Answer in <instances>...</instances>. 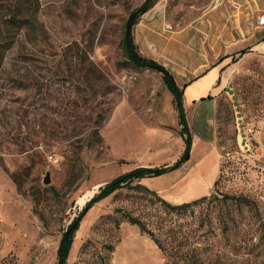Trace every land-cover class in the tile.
I'll return each instance as SVG.
<instances>
[{
	"label": "rangeland",
	"instance_id": "1",
	"mask_svg": "<svg viewBox=\"0 0 264 264\" xmlns=\"http://www.w3.org/2000/svg\"><path fill=\"white\" fill-rule=\"evenodd\" d=\"M143 2L35 0L34 24L10 30L15 42L0 63V264H58L64 231L101 186L183 155L188 132L165 75L135 67L124 50L127 22ZM237 7L154 0L131 28L139 53L176 84L234 56L217 106L219 169L214 151H198L150 180L170 203L207 199L177 213L135 179L86 213L65 264H118L120 242L149 236L127 214L158 235L171 226L189 232L228 263L264 264V54L243 48L252 25L237 23Z\"/></svg>",
	"mask_w": 264,
	"mask_h": 264
},
{
	"label": "trees",
	"instance_id": "2",
	"mask_svg": "<svg viewBox=\"0 0 264 264\" xmlns=\"http://www.w3.org/2000/svg\"><path fill=\"white\" fill-rule=\"evenodd\" d=\"M34 4L35 0H0V63L4 57L3 49H10L15 42V40L8 35L10 30L12 28H15V30H21L34 24V14L36 10ZM153 4L154 0H144V2L135 9L131 13V15H135L132 20V25H134L138 21V18L147 12ZM123 43L126 55L135 67L142 68L149 66L150 64H157L155 61L143 57L139 53L134 42L132 29L130 32L125 30ZM164 78L169 83L174 93L181 122L188 132V136L185 137L187 145L185 146L183 155L172 166L138 167L101 186L99 192L85 203L82 211L72 220L62 235L58 248V257L59 261H62L63 264H65L68 259L76 232L80 227L82 219L96 203L108 197L117 189L130 184L135 179L159 176L173 168L179 167L189 158L192 139L185 117L183 90L180 89L177 84L174 85L170 77L165 75ZM217 181L218 177L214 185ZM141 187L158 196L165 207L177 213L186 211L200 201L207 199V195H205L190 202L173 204L159 196L155 190H152L145 185H141ZM238 201L239 204L243 203L247 206L251 204L250 202L242 201V199H238ZM126 216L131 224L138 225L142 233L148 234L154 240L165 256V264H231L223 259L222 254L215 252L214 247L211 244L207 243L206 245H201L197 243V241H194L192 239L193 236L189 232L171 226L163 231L162 234L160 233V235H158L153 230L149 229L140 219L130 214H127ZM261 229L263 234L260 237V240H264V221L261 222Z\"/></svg>",
	"mask_w": 264,
	"mask_h": 264
},
{
	"label": "crops",
	"instance_id": "3",
	"mask_svg": "<svg viewBox=\"0 0 264 264\" xmlns=\"http://www.w3.org/2000/svg\"><path fill=\"white\" fill-rule=\"evenodd\" d=\"M233 1L238 5L237 13H240L237 23L242 20L244 23L252 25L249 29L251 31H243V40L245 42L243 48H247L251 54H264V25L258 24V17L264 13V0ZM236 44H241L240 40L237 39ZM234 46L236 45L231 46L227 52L234 49ZM229 54L222 60H212V63L203 72L195 75L192 79H185L182 82L177 81L178 87L183 90V104L192 139L189 158L179 167H183L194 153L201 151V154H204L206 150H211L217 156L219 169L220 154L216 145V114L218 100L228 86L233 73L234 67L231 63H235V60L233 61L234 56ZM229 57H233L232 61H228ZM198 66L200 67V64L196 65V67ZM257 137L261 147L264 148V124L259 130ZM179 158H175L172 162L161 166H172ZM140 167H154V165L144 164ZM165 174H168V172ZM151 179V177H144L142 182L148 188L157 191V188L150 183ZM162 187L163 185L158 189L161 190ZM158 248L151 237L141 233L134 234L133 232L117 245L114 258L118 264H157V255L160 252V248ZM161 264H163V255H161Z\"/></svg>",
	"mask_w": 264,
	"mask_h": 264
},
{
	"label": "water",
	"instance_id": "4",
	"mask_svg": "<svg viewBox=\"0 0 264 264\" xmlns=\"http://www.w3.org/2000/svg\"><path fill=\"white\" fill-rule=\"evenodd\" d=\"M134 16H135L134 14L131 15L130 18H129V20H128V22H127V25H126V30H127V32H130V31H131V28H132V20H133ZM150 65L153 66V67H155V68L158 69L159 71H161L164 75L170 77L172 83H173L174 85H176V82H175V80L173 79L172 74H171L166 68L162 67L161 65H157V64H150ZM44 183H45V184H50V183H51V175H50L49 172L47 173V176H46L45 179H44ZM90 199H91V198H90ZM90 199H88V200H90ZM58 264H63V263H62V261H59Z\"/></svg>",
	"mask_w": 264,
	"mask_h": 264
},
{
	"label": "built area",
	"instance_id": "5",
	"mask_svg": "<svg viewBox=\"0 0 264 264\" xmlns=\"http://www.w3.org/2000/svg\"><path fill=\"white\" fill-rule=\"evenodd\" d=\"M258 24L264 25V13L258 17Z\"/></svg>",
	"mask_w": 264,
	"mask_h": 264
},
{
	"label": "bare ground",
	"instance_id": "6",
	"mask_svg": "<svg viewBox=\"0 0 264 264\" xmlns=\"http://www.w3.org/2000/svg\"><path fill=\"white\" fill-rule=\"evenodd\" d=\"M92 198V197H91Z\"/></svg>",
	"mask_w": 264,
	"mask_h": 264
}]
</instances>
